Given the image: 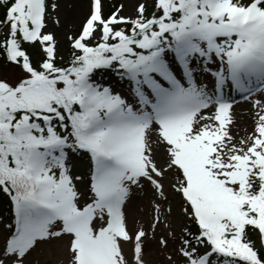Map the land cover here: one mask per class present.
<instances>
[{"label": "snow or ice", "instance_id": "obj_1", "mask_svg": "<svg viewBox=\"0 0 264 264\" xmlns=\"http://www.w3.org/2000/svg\"><path fill=\"white\" fill-rule=\"evenodd\" d=\"M64 7L0 0V264H264V0Z\"/></svg>", "mask_w": 264, "mask_h": 264}, {"label": "rangeland", "instance_id": "obj_2", "mask_svg": "<svg viewBox=\"0 0 264 264\" xmlns=\"http://www.w3.org/2000/svg\"><path fill=\"white\" fill-rule=\"evenodd\" d=\"M60 2L65 5V7L62 9V15L68 17L69 20L75 21L78 18L77 12L79 11L76 5L80 4L82 0H60ZM83 2H86V0H83ZM112 2L113 0H109L110 5ZM114 2L116 4L121 2L127 4L129 0H114ZM4 72V67L0 65V75H3ZM237 99H239L238 95ZM249 107H251L250 104H244L243 102H241L237 107V112L241 121V127H243L245 117L247 116V108ZM0 216L4 215L1 214ZM31 259L33 260V264H67V251L63 247H44L34 252ZM162 259L163 258L159 255H153L152 257L153 261H162Z\"/></svg>", "mask_w": 264, "mask_h": 264}, {"label": "trees", "instance_id": "obj_3", "mask_svg": "<svg viewBox=\"0 0 264 264\" xmlns=\"http://www.w3.org/2000/svg\"><path fill=\"white\" fill-rule=\"evenodd\" d=\"M8 201L7 198L3 196V194H0V215L3 214L4 216H7L8 213Z\"/></svg>", "mask_w": 264, "mask_h": 264}]
</instances>
